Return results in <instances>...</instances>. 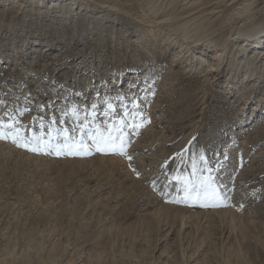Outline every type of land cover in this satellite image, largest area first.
I'll use <instances>...</instances> for the list:
<instances>
[{
	"label": "rangeland",
	"instance_id": "374dc122",
	"mask_svg": "<svg viewBox=\"0 0 264 264\" xmlns=\"http://www.w3.org/2000/svg\"><path fill=\"white\" fill-rule=\"evenodd\" d=\"M187 5L0 0V120L35 138L0 139V264H264V9Z\"/></svg>",
	"mask_w": 264,
	"mask_h": 264
},
{
	"label": "bare ground",
	"instance_id": "6f19581e",
	"mask_svg": "<svg viewBox=\"0 0 264 264\" xmlns=\"http://www.w3.org/2000/svg\"><path fill=\"white\" fill-rule=\"evenodd\" d=\"M191 1H192V7L194 6V8H192L190 5H187L186 9H188L187 11H189V12L185 13L184 18H185V22L186 23L192 22L193 26H195L196 23H199V21L207 22L208 19H211L215 15L222 14L225 11H228V10L231 11V14L228 15V16H231L230 19L231 18L232 19H238V18L241 19L242 16H244V15H247L248 17L249 16H253V11H255V10H262V8L264 9V0H221V1L219 0V1H215V2L209 3L210 5L208 4L206 7H203L204 4L198 6V4H199L198 0H191ZM193 11H196V14L195 13H190V12H193ZM163 23H164V21L158 20L157 22L154 23V25L160 26ZM182 28L184 29V32L186 31L185 34L187 32H189L186 29L187 28L186 24H184V27H182ZM237 34L239 36V33H237ZM238 40H239V37L238 38L233 37L232 39L230 38L228 41H230V42L233 41V42L236 43V41H238ZM245 41L250 42L251 46L254 45V47H252L253 50H257L251 56V59H254L253 61H255L257 59H260V56H264V48L260 47V46H262L264 44V26L263 25H257L256 28L254 29L253 35L250 37V39L245 38L244 42ZM245 45H247V44H245ZM258 45H259V47H258ZM182 47L183 46H181V48ZM225 48H226V43H225V46H222V48L219 49V50H221V53L218 54V59H217L218 63L222 59L221 56L223 55V52L225 51ZM243 49H244V47L242 45H240L239 46V51H243ZM183 50H187L186 52L189 53L190 56H193V53L192 52L190 53L191 48L184 47ZM197 59L200 60L201 63L204 60V59H202L200 57H198ZM239 64L243 65L244 63H242L240 61ZM239 64L237 65V67L239 66ZM243 66H245V64ZM208 68L209 69H206L204 71V77H205L204 79H209L210 80L211 78H209V77H211L213 75V74H210V73L211 72L212 73L215 72L218 68H217V65H211ZM249 69H248V71H249ZM232 70H234V69L232 68ZM229 76L230 77L228 78V80L231 78V74Z\"/></svg>",
	"mask_w": 264,
	"mask_h": 264
},
{
	"label": "snow or ice",
	"instance_id": "6c2138e0",
	"mask_svg": "<svg viewBox=\"0 0 264 264\" xmlns=\"http://www.w3.org/2000/svg\"><path fill=\"white\" fill-rule=\"evenodd\" d=\"M92 107L95 108L96 105L93 104ZM134 107H135V105H134ZM109 108H111V105H109ZM26 111H27V109L25 108V109L20 111V114L23 115L24 112H26ZM71 111H72L73 115L75 116L76 115V109L73 108ZM77 118H78V116H77ZM9 121L10 122L8 124H5L3 122V120H0V139L11 138L12 142L16 143L17 146H19V147H27L28 144L33 142V140L35 138H30L27 142L20 143V141L23 139V135H22L20 128H19V122L16 121L14 117H9ZM6 129L8 131H6ZM81 131H83V125L81 126ZM119 139H120L119 145L116 144V138L111 137V136H109L107 138L101 137L100 140L93 138V143L97 145V148H96L97 151H105L106 149L110 148V150L112 152L120 154V155H124V156H126V158L129 161H131L132 157L130 155H128L124 150L125 142L123 140V137H120ZM101 143H103L105 145L104 148L99 147V144H101ZM29 150L37 151L39 149L29 148ZM70 154H73V153H70ZM75 154H79V153H75ZM199 159L201 161H204L203 155H201ZM137 175H139V173H137ZM176 179H179V178H176ZM183 183L186 185V197H188V198L192 197L193 193H195V195L197 197H199L201 195V193L207 194V193L211 192V194L213 196H215L217 194L216 189L213 187V181H212V178L210 175L204 176L202 173L201 177L199 179L198 185H194L188 180L183 181ZM153 184H155L154 181H153Z\"/></svg>",
	"mask_w": 264,
	"mask_h": 264
}]
</instances>
